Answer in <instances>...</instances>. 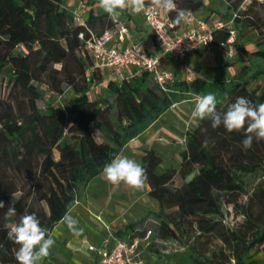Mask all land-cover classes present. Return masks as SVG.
Segmentation results:
<instances>
[{
  "label": "trees",
  "instance_id": "obj_1",
  "mask_svg": "<svg viewBox=\"0 0 264 264\" xmlns=\"http://www.w3.org/2000/svg\"><path fill=\"white\" fill-rule=\"evenodd\" d=\"M240 1L226 0L221 15L228 18L236 12L234 22L242 21L260 34L258 48L251 53L252 71L247 65L225 81L171 79L163 84L143 71L120 81L108 79L104 94L92 96L90 83L101 68L93 67L84 44L88 30L99 34L109 25L108 14L90 9L84 24H76L62 0H0V162L6 161L5 175L0 176V200L5 203L0 209V264H18L19 245L7 236L10 224L25 211L35 213L49 235L76 202L80 185L102 172L128 141L186 94L213 93L218 111H226L238 96L254 105L264 103V85L252 89L242 85L245 77L256 80L264 75V1L238 10ZM174 2L177 9L205 8L203 0ZM168 15L174 19L176 12ZM225 36L226 31L216 30L213 42ZM39 85L48 93L62 95L70 89L73 95L61 107L45 99L40 108L44 96ZM185 136L177 169L157 172L162 157L153 148L144 149L141 156L147 194L158 202L156 230L162 234L173 230L180 238L183 224L189 222L206 243L219 240L210 250L192 245L190 264H264L255 257L264 254V140H254L245 150L242 131L213 129L208 119L199 120ZM205 139L207 147L202 146ZM194 168L196 174L187 178ZM258 170L261 181L245 202L237 203L245 190L244 176ZM176 173L183 179L179 186L173 182ZM218 191L231 196L228 201L242 219L230 223L214 216L219 214ZM8 206L16 215L6 219ZM147 231L132 237L143 238Z\"/></svg>",
  "mask_w": 264,
  "mask_h": 264
},
{
  "label": "rangeland",
  "instance_id": "obj_2",
  "mask_svg": "<svg viewBox=\"0 0 264 264\" xmlns=\"http://www.w3.org/2000/svg\"><path fill=\"white\" fill-rule=\"evenodd\" d=\"M214 11L223 13L224 8L217 4ZM256 35L259 36L260 34L257 33ZM247 67L249 71H252L255 65L252 64ZM105 81L106 75L103 69V73L99 74V77L96 76L95 81L90 83V94L92 96L103 95ZM242 85L247 89L262 86L264 85V76H260L256 80L245 77L242 79ZM39 89L44 96L38 102L40 108H43L45 99H49L54 105L61 107L73 95L70 89L62 95L48 93L43 85H39ZM197 96H202V94L190 92L186 94L184 99L178 101L188 103L186 105L188 110H183L185 114L187 113L185 120L182 121L177 118L184 123L187 127L186 130H192L199 121V119H193L191 116ZM168 112L170 116H174L173 112L170 110ZM59 117L63 118L61 112ZM165 117L170 119L168 116ZM159 126L161 125L159 124ZM69 127L72 126H68L67 129H70ZM160 133L159 128H155L147 134L135 136L128 141L118 155L127 156L140 163L143 150L153 145L162 157V161L156 168L157 172L168 167L177 169L186 136L184 134L181 138L167 139L162 137ZM5 163V160L0 162V176L5 175ZM196 172L197 169L194 168L187 178L192 177ZM102 173L103 171L91 178L86 184L80 185L77 200L68 210V213L79 221V228L83 230L82 233L74 235L61 220L48 235L55 239V245L50 250V255L41 260L39 264H90L93 257L91 252L94 251L89 249L85 251L83 249L84 243L88 242V245L100 247L106 240L107 244L112 243L109 239L110 235L131 238L132 234L138 236L144 229L145 231L149 229L150 233L146 239L138 237L140 239L139 256L146 264H190L193 258L192 245L197 249L204 246L210 250L214 245L220 244L216 238L211 239L208 243L203 238H198L197 232L189 222L183 224V232L180 238L175 236L173 230H168L164 234L160 233L156 230L159 219L155 216L158 202L147 194L148 185L145 183L143 188L139 190L129 188L123 183L114 186L105 179ZM261 179V170L246 174L244 176L245 190L244 193L238 195L237 203L245 202L247 195L253 191ZM173 182L179 186L183 179L176 173L173 176ZM215 193L217 196L216 203L219 207V214L214 215L216 218L222 217L230 223L242 219L233 203L228 201V197L231 196H228L224 191ZM255 257L262 260L264 254L260 252Z\"/></svg>",
  "mask_w": 264,
  "mask_h": 264
},
{
  "label": "built area",
  "instance_id": "obj_3",
  "mask_svg": "<svg viewBox=\"0 0 264 264\" xmlns=\"http://www.w3.org/2000/svg\"><path fill=\"white\" fill-rule=\"evenodd\" d=\"M259 1L264 0H241L238 10H244ZM69 10L76 24H84L83 17L77 9ZM142 14L159 46V54L147 52L140 41L133 39L126 22L118 15L114 17L108 15L109 25L99 34L88 30L89 38L86 39L84 47L93 57V67L109 69L110 79L114 81L145 71L154 81L163 84L173 77L170 71L161 69V58L183 59L189 51L211 45L217 47L227 57H233L236 52L238 41V30L234 26L236 12H232L228 18L209 21L192 10H186L187 19L180 25H175L168 13L152 8L150 3H146ZM221 29L226 31V36L214 43V31ZM79 37L83 38L82 33ZM149 233L150 230L145 233L143 239H146ZM109 239L112 241L111 244H107L106 240L100 247L93 245L87 247L97 254L100 264H146L139 256L138 237L121 238L110 235Z\"/></svg>",
  "mask_w": 264,
  "mask_h": 264
},
{
  "label": "clouds",
  "instance_id": "obj_4",
  "mask_svg": "<svg viewBox=\"0 0 264 264\" xmlns=\"http://www.w3.org/2000/svg\"><path fill=\"white\" fill-rule=\"evenodd\" d=\"M148 2L152 8L162 10L164 13L175 11L176 15L172 21L175 25H180L187 19L186 10L177 9L174 0H148ZM98 4L105 13L114 17L119 15L118 10L127 9L132 14L141 13L146 7V0H98ZM217 103L213 93L197 96L191 113L192 118L210 120L213 129L223 126L229 133L242 131L245 136L242 146L245 150L252 147L254 140H264V103L254 105L247 98L238 96L234 102L227 104L226 111H218ZM207 145V139L202 141L203 147ZM102 174L110 184L119 186L123 183L134 190L142 189L147 181L146 169L136 160L122 155H116L110 163L104 165ZM4 208L5 203L0 200V209ZM15 215L16 209L8 206L4 212L5 218ZM62 223L74 235H80L83 231L79 228V221L68 212L62 217ZM8 227L10 229L7 233L8 239L19 245L15 251L18 264H39L50 255V250L56 241L42 229L40 219L35 213L25 211L17 223Z\"/></svg>",
  "mask_w": 264,
  "mask_h": 264
},
{
  "label": "crops",
  "instance_id": "obj_5",
  "mask_svg": "<svg viewBox=\"0 0 264 264\" xmlns=\"http://www.w3.org/2000/svg\"><path fill=\"white\" fill-rule=\"evenodd\" d=\"M203 3L205 8L195 12L198 16L209 21L225 19L221 13L214 11V9L217 4L225 9L226 0H203ZM62 4L68 9H77L83 18L87 16L88 10L90 9L98 14L104 12V10L99 7L98 0H62ZM118 12V16L126 22L132 38L140 41L147 52L159 54V46L153 37L151 28L144 20L142 12L139 14H132L130 10L127 9L124 11L118 10ZM234 26L238 30V41L236 52L233 57H227L221 50L211 45L189 51L183 59H174L172 57L161 58V69L170 71L173 79H185L188 81H193L196 78L205 80H228L230 77L237 74L242 66H247L252 62L251 53L258 48L256 43V30L249 29L242 21L235 22ZM103 69L105 70L106 80L110 79L109 69L101 68L100 74L103 73ZM186 105H188V103H174L173 106L168 109L174 113V116H170L168 110H166L160 114L156 120L151 122L140 134H147L155 128H159L160 134L164 138H181L182 135L185 134L187 127L177 118L182 121L185 120L187 113L185 114L183 110H188ZM165 116L170 117V119H166ZM159 124L161 126H159ZM149 148L156 150L153 145L145 149ZM87 245L88 242L83 244V249L85 251H88ZM91 253L93 257L90 264H100L97 254L95 252Z\"/></svg>",
  "mask_w": 264,
  "mask_h": 264
}]
</instances>
